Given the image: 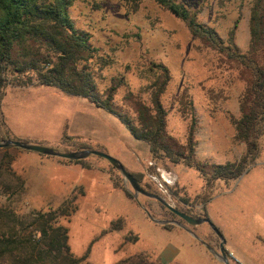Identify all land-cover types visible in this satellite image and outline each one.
I'll return each mask as SVG.
<instances>
[{"label":"rangeland","instance_id":"rangeland-1","mask_svg":"<svg viewBox=\"0 0 264 264\" xmlns=\"http://www.w3.org/2000/svg\"><path fill=\"white\" fill-rule=\"evenodd\" d=\"M174 1L196 13L202 24L214 29L224 40L239 19L236 44L242 52L247 51L253 0ZM71 16L76 27L87 33L91 44L99 50L100 58L92 63L99 90L105 91L114 78L123 77L127 83L119 89L116 105L122 106L127 92L139 94L148 102L149 96L142 91L147 81L139 77L138 71L148 62L163 63L172 74L163 96L169 134L181 143L186 140L189 119L182 116L179 103L186 92L197 120L198 160L223 165L242 157L245 145L234 141L232 117H239L244 84L220 55L204 48L191 36L181 20L153 0H143L137 5L127 0H75ZM1 114L0 123L3 119L10 134L25 142L63 153L70 150L61 144L66 133L93 147L98 145L129 172L144 174V186L174 209H188L195 216L204 214L195 203L205 193L198 172L182 165L152 161L147 144L134 139L116 117L83 105L80 98L52 87H8ZM13 151L10 150L11 172L20 179L31 174L49 191H54L57 176L63 175L70 184L77 178L74 173H65L42 162V159L55 158L25 150L23 156L16 158ZM3 154L2 149L0 159ZM86 162L95 167L94 171L108 170L113 187L119 190L113 199L109 196L108 202L112 204L115 200V203L108 215H103L101 210L106 197L96 192L84 197L77 190L65 197L64 203H57L60 198L56 196L28 195L25 188L22 192L12 189L6 194L0 191V207L14 211L21 219H29L39 212L68 206V216L60 222L69 230L72 254L83 259L80 264H118L139 253L158 264L166 256H171L168 264H222L193 236L219 252L220 240L209 225L191 227L179 217L173 218L156 200L142 195L136 197L108 161L91 156ZM121 191L129 192L134 199H128ZM214 193L206 204V212L226 241L225 250L231 264L240 263L230 252L244 264H264V245L257 240L264 239V138L257 163L239 180L217 183ZM179 198L196 206H184ZM143 208L156 220L173 226L172 230L167 231L163 229L165 225L151 221ZM118 217L125 219L126 227L112 232L109 223ZM129 237L139 240L129 241Z\"/></svg>","mask_w":264,"mask_h":264},{"label":"trees","instance_id":"trees-1","mask_svg":"<svg viewBox=\"0 0 264 264\" xmlns=\"http://www.w3.org/2000/svg\"><path fill=\"white\" fill-rule=\"evenodd\" d=\"M127 1L137 5L143 0ZM153 1L181 20L204 48L220 55L244 84L239 100V117H232L234 141L245 145V152L238 161L218 165L198 160L197 120L193 103L186 92L179 98L180 112L189 119L186 140L181 143L169 134L168 110L163 104V96L172 74L163 63L148 62L145 68L138 71L139 77L147 81L142 91L149 96L148 102L139 94L127 92L122 106L116 105L119 89L127 86L123 77L114 78L111 86L101 92L92 68L93 61L100 58L99 50L72 19L71 8L75 0H0V115L8 87H52L66 95L86 99L115 116L134 139L147 144L152 161L182 165L198 172L204 182L205 193L195 203L203 209V216H195L188 209L177 210L194 219H209L206 204L215 196L216 184L239 180L261 156V141L264 138V0H253L250 42L246 52H242L236 44L239 19L224 40L214 29L202 24L197 14L186 6L174 0ZM9 139L23 141L14 138L1 119L0 143ZM61 144L70 148L65 153L103 149L79 138H70L66 133H63ZM58 161L73 163L62 159ZM12 162L9 148L5 149L0 159V191L4 194L12 189L22 192L25 188L23 180L11 172ZM74 163L87 166L86 160ZM131 174L150 192L143 184L144 174ZM124 193L128 199H134L129 192ZM179 201L184 206H196L189 205L184 198H179ZM162 208L165 209L164 206ZM68 210V206H61L31 215L29 219H21L14 211L0 207V264H80L83 259L72 254L68 244L69 230L60 222L61 218L68 216ZM167 212L179 219L172 212ZM125 224V219L120 217L111 222L110 231H123ZM172 228L171 225L163 226L167 231ZM131 238L127 240H139L138 237ZM257 240L264 243L262 238ZM118 264L158 263L139 253Z\"/></svg>","mask_w":264,"mask_h":264},{"label":"crops","instance_id":"crops-1","mask_svg":"<svg viewBox=\"0 0 264 264\" xmlns=\"http://www.w3.org/2000/svg\"><path fill=\"white\" fill-rule=\"evenodd\" d=\"M37 87H39V86H37ZM23 89H25V88H23ZM80 99H82V98H80ZM82 104L85 106H92L98 110L106 112L109 115H112L105 110H102V109L95 107L93 104H91L86 99H82ZM13 137L17 138L14 135H13ZM17 139H19V138H17ZM0 150H2V149H0ZM3 150L5 151V149H3ZM10 150H14L13 154H14V157H16V158L17 157L20 158L24 154L22 149L9 148V151ZM63 153H65V152H63ZM50 158H54V157H50ZM42 160H43L42 162H48L49 164H52V166L57 167L59 170L64 171L65 173L76 174L77 178L74 182H72L71 184L68 182L69 183L68 184L67 181L64 179L65 177H63V175H61V176L59 175L56 177V179L54 178L56 181L55 182L56 184L54 185L55 186L54 191H49V188H47L45 185L40 184L38 182V179L35 178V176H33L31 174L22 176L21 179L24 182V187H25L26 193L28 195L56 196V197L60 198V201L57 203H64L65 197L72 195V193L76 190L79 192L80 196H84V197H88V196L92 195L94 192H96V195L106 197L105 198L106 203H102L103 205L101 206V210H102L103 215H108V211H109L110 206L115 203V200H113L112 204L108 202L109 196L110 197L112 196L111 199H113L114 193L119 191L113 187V184L111 181V174L108 170L94 171L95 167L90 165V163H86L87 166L85 167L82 164L74 163V161H73V163H64V162L58 161V158L42 159ZM37 190H39V191H37ZM121 192H123V191H121ZM118 218H120V217H118ZM109 224H111V222ZM260 244H262V243H260ZM263 245H264V243H263ZM230 255L233 257L234 260H236L240 264H244L239 259L236 258L235 253L230 252ZM169 259H171V256H166L164 258L161 257V263L160 264H168L169 261H167V260H169Z\"/></svg>","mask_w":264,"mask_h":264},{"label":"water","instance_id":"water-1","mask_svg":"<svg viewBox=\"0 0 264 264\" xmlns=\"http://www.w3.org/2000/svg\"><path fill=\"white\" fill-rule=\"evenodd\" d=\"M8 148H17L22 149L25 151H31L39 153L40 155L48 156V157H54L62 160H68V161H81L86 160L91 156H96L99 158H102L110 163V165L117 170L121 176L124 178V180L131 186L133 189L135 196L138 195L145 196L147 198L156 200L158 203H160L162 206H164L166 209H168L170 212L175 214L177 217H179L184 223L190 225L191 227H197L203 224L209 225V227L212 229V231L215 233V235L220 240L219 245V252L215 250L213 247L208 245L206 242L201 240L196 235H193L197 241H199L208 251L211 253V255L216 258L218 261H220L222 264H231L227 251L225 250V244L226 241L224 240L222 234L218 230V228L211 222L210 219H194L176 209H174L171 205H169L162 197L159 195H155L153 193H150L146 191L140 183L134 178V176L116 159L109 156L108 154L97 151V150H83V151H77V152H71V153H62L59 152L53 148L37 145V144H30L25 141H17L13 139L6 140L2 143H0V149H8ZM144 209V208H143ZM147 216L151 221L158 225H165L166 222L156 220L151 216V214L144 209Z\"/></svg>","mask_w":264,"mask_h":264}]
</instances>
